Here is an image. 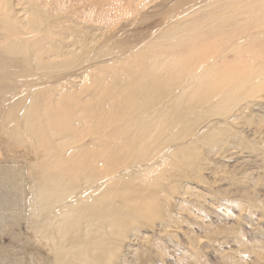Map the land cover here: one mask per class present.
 Here are the masks:
<instances>
[{
	"label": "bare ground",
	"instance_id": "bare-ground-1",
	"mask_svg": "<svg viewBox=\"0 0 264 264\" xmlns=\"http://www.w3.org/2000/svg\"><path fill=\"white\" fill-rule=\"evenodd\" d=\"M95 5L0 0V264L163 257L142 229L264 93V0Z\"/></svg>",
	"mask_w": 264,
	"mask_h": 264
},
{
	"label": "rangeland",
	"instance_id": "rangeland-1",
	"mask_svg": "<svg viewBox=\"0 0 264 264\" xmlns=\"http://www.w3.org/2000/svg\"><path fill=\"white\" fill-rule=\"evenodd\" d=\"M68 1L88 17L97 14L96 0ZM82 82L72 92L85 89ZM249 103L216 143L213 152L223 148L224 153L208 157L211 164L201 178L182 181L181 196L187 194L172 209L173 228L163 234L165 220L142 229L143 237L166 252L155 256L153 246L152 264H264V93ZM0 155L5 165L3 151ZM131 246L142 251L145 243Z\"/></svg>",
	"mask_w": 264,
	"mask_h": 264
}]
</instances>
